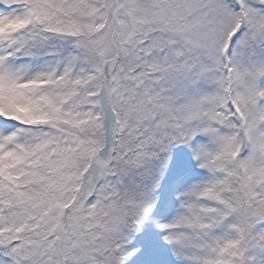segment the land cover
Here are the masks:
<instances>
[{
  "label": "snow or ice",
  "instance_id": "snow-or-ice-1",
  "mask_svg": "<svg viewBox=\"0 0 264 264\" xmlns=\"http://www.w3.org/2000/svg\"><path fill=\"white\" fill-rule=\"evenodd\" d=\"M0 264H264V0H0Z\"/></svg>",
  "mask_w": 264,
  "mask_h": 264
}]
</instances>
